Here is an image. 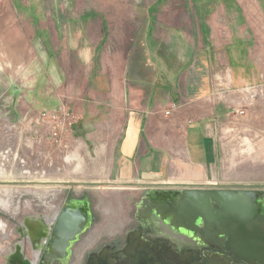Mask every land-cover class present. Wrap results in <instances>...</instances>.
Listing matches in <instances>:
<instances>
[{
    "label": "crops",
    "instance_id": "obj_1",
    "mask_svg": "<svg viewBox=\"0 0 264 264\" xmlns=\"http://www.w3.org/2000/svg\"><path fill=\"white\" fill-rule=\"evenodd\" d=\"M196 2L190 0L192 5ZM205 2L204 11L198 14L203 27L197 30L203 41L188 44L189 54L185 52L183 64L176 69L179 76L174 78L176 74L166 68V60L151 58V63L159 64L158 74L165 71L166 77L158 79L156 72L149 82L139 84L112 75L116 72L107 61L110 33L96 6L82 7L81 15L75 20L71 15L64 24L56 14L67 11L55 9L58 13L50 28L35 23L33 12L18 8L0 11V25L5 29L0 32L7 34L2 37L6 44L0 47L13 49L0 68V80H5L0 93H6L12 102L4 108L14 116L30 107L35 118H30L29 124L46 125L51 122L40 113L57 109L69 98L73 138L89 142L86 147L93 153L112 154L119 180L183 187L212 183L209 180L222 161L224 146L232 142L223 137L224 124L240 126L247 118H242L239 110L246 107L249 121L264 127V23L253 24L240 0ZM47 29L55 33L51 36ZM42 35L48 40L40 45L36 40ZM42 45L65 47L60 53L54 48L40 55L35 49ZM73 58L84 59L86 84L82 80L60 92L57 78L64 74L54 63L65 68ZM43 62L52 64L48 68L53 75L43 86L40 81L31 84L27 76L33 73V65ZM19 100L24 101L22 109ZM170 101L178 102L179 107L167 114ZM104 138L103 143L99 141ZM114 153L118 154L117 162Z\"/></svg>",
    "mask_w": 264,
    "mask_h": 264
},
{
    "label": "rangeland",
    "instance_id": "obj_2",
    "mask_svg": "<svg viewBox=\"0 0 264 264\" xmlns=\"http://www.w3.org/2000/svg\"><path fill=\"white\" fill-rule=\"evenodd\" d=\"M197 1L198 4L196 2L192 5L190 0H0V11L18 8L25 10L26 13L33 12L35 23L50 28L54 26L56 15L64 24L71 15L74 20L75 16L81 15L82 7L91 4L96 6L100 9L99 14H102L101 18L104 19L105 27L110 33L111 52L107 61L110 69L116 72L112 75L126 79L127 83L134 81L135 84H139L138 82L142 83V80L149 82L156 72L158 74L159 64L154 61L151 63L149 61L151 58L166 60V68L176 74L174 78L179 76L176 69L183 64L184 54L187 52L189 54L188 44L191 42L200 44L203 41L201 36H197L198 28L203 27L198 14L200 10L204 11L206 2ZM240 3L246 9L253 24L263 25L261 23H264V0H240ZM151 4L153 7H150ZM62 8L67 12L65 11L66 13H62L61 16L55 15L58 11H62ZM44 10L50 13H43ZM38 12H40L39 16L36 15ZM47 30L51 36L55 33V30ZM5 35L7 34L0 32V46L6 44L2 38ZM45 36H38L40 38L36 41L40 45L42 42L46 43L48 39ZM64 47L42 45L35 50L40 55H46L54 48L55 53H60ZM12 50L0 47L1 69L4 67V62L6 63L11 57ZM17 50L19 49H15ZM54 64L57 69L62 68L61 74L65 75L58 77L60 75L58 73L56 76L57 82L61 81L60 92L68 91L75 83L81 84L82 80L86 84L84 59L82 61L74 59L65 68L58 62ZM50 65H52L50 62L33 65L35 67L33 73L27 76L29 82L33 84L40 81V86H43L47 77L53 75L48 68ZM167 74L169 75L168 71ZM32 75L35 76L34 79ZM158 76V79L161 77L165 79V71ZM2 82L5 83V80H0L1 87H5ZM176 88H180V85ZM173 94L177 95L179 92L173 91ZM9 98L6 93H0V200L15 204L22 213L26 212L24 215L45 214L58 208L61 210V207L67 203H78L89 212V225L93 221L94 225L106 222L102 211L108 210L109 216L121 212V216L118 215L114 219L116 224L117 220L124 222L131 207L135 208V199L146 193L148 187L171 185L177 187L176 189L183 188L174 183L148 185L119 180L116 176L117 164L113 166L112 162L113 155L108 153L107 156H102L98 151L93 153L91 148L86 147V143L89 142H78L74 139L70 128L72 121H67L62 128H59L57 121L32 126L29 124L31 122L29 119L35 116L31 115L33 112L30 107L22 112L17 111L11 116V111L8 113L7 109L12 105V102L8 101ZM22 100H19V109L23 107ZM63 104L69 106L71 104L69 98H66ZM244 109L241 108L239 113L242 118L247 119L241 122L240 126L237 124L233 127L232 123L224 124L223 137L232 142L224 146L222 161L215 167L214 178L209 181L215 183L217 187H224L226 184L238 188L250 185L264 192V127L255 124L254 120L249 121L248 108ZM8 116L12 118L9 119ZM27 116L29 117L25 119ZM53 128L56 132L51 133ZM104 140L106 138L99 141L103 143ZM114 157V161L117 162L118 154L114 153ZM107 160L111 161L112 165H109ZM3 180L15 182L2 183ZM68 180L88 184L69 186L52 183ZM98 181H112L115 185L99 186L94 183ZM6 207L5 210H11L8 209L7 204ZM92 212L97 213L96 219H92ZM3 213L5 214L3 209H0L1 217ZM122 225L123 223L117 224L113 228L121 233ZM106 233L107 230L104 234Z\"/></svg>",
    "mask_w": 264,
    "mask_h": 264
},
{
    "label": "flooded vegetation",
    "instance_id": "obj_3",
    "mask_svg": "<svg viewBox=\"0 0 264 264\" xmlns=\"http://www.w3.org/2000/svg\"><path fill=\"white\" fill-rule=\"evenodd\" d=\"M6 182L15 181L3 180L2 183ZM176 188L171 185L148 187L146 193L135 199V208L131 207L126 219H123L124 222L117 220L116 224L114 219L118 215L121 216V212H113L114 214L109 216V210H101L106 222L94 225L93 221L89 225L85 209L86 214L80 221L82 231L72 238L71 235H63L66 234L63 232L65 238L57 249L53 247V242L60 208L41 213L47 215L57 212L48 223L47 220L42 222L37 219L40 214L24 215L26 212L22 213L15 204L0 200V209L6 214L0 216V264H247L238 260L228 250L221 251L206 244L201 237L180 236L178 232H171L170 229L167 232L166 223L154 211H148L143 206L150 190L168 193L167 189ZM6 204L10 211L5 210ZM67 205L80 206L78 203H67L64 207ZM96 218L97 213L92 212V219ZM27 219L32 223V227L28 226ZM43 223L50 228H46ZM121 223L122 232L119 233L118 229L113 227ZM141 228L146 239L128 241L129 234ZM106 230L108 233L104 234ZM153 230L155 237L151 235Z\"/></svg>",
    "mask_w": 264,
    "mask_h": 264
},
{
    "label": "water",
    "instance_id": "obj_4",
    "mask_svg": "<svg viewBox=\"0 0 264 264\" xmlns=\"http://www.w3.org/2000/svg\"><path fill=\"white\" fill-rule=\"evenodd\" d=\"M52 183L69 186L88 184L76 180ZM94 183L115 185L112 181ZM167 190L168 193L164 194L150 190L143 203L148 211H154L166 223L167 232L170 229L180 236L201 237L206 244L221 251L228 250L240 261L264 264V192L260 188L250 185L238 188L230 184L217 187L215 183H209ZM70 209L67 205L58 213L54 230L55 249L65 238H61L63 232L72 237L82 231L79 221L84 214L72 213ZM142 233L143 228L132 232L128 241L146 239ZM151 235L155 237V231Z\"/></svg>",
    "mask_w": 264,
    "mask_h": 264
},
{
    "label": "built area",
    "instance_id": "obj_5",
    "mask_svg": "<svg viewBox=\"0 0 264 264\" xmlns=\"http://www.w3.org/2000/svg\"><path fill=\"white\" fill-rule=\"evenodd\" d=\"M178 107H179L178 102L176 103L174 101H170L168 107L165 109V113L167 114L172 113ZM40 116L47 117L51 123L57 121L56 123L59 125V128H62L63 126H65L67 121L69 122L73 120L71 110L67 104H63L59 106L57 109L44 110L40 113ZM53 132H56L55 128H53V130L51 131V133ZM55 134H58V133H55Z\"/></svg>",
    "mask_w": 264,
    "mask_h": 264
},
{
    "label": "bare ground",
    "instance_id": "obj_6",
    "mask_svg": "<svg viewBox=\"0 0 264 264\" xmlns=\"http://www.w3.org/2000/svg\"><path fill=\"white\" fill-rule=\"evenodd\" d=\"M162 194H164V193H162ZM262 203L264 204V198H262ZM69 207L71 208L70 210L72 211V213H83L84 215L86 214L85 213V208L84 207H82V206H78V205H73V206H70L69 205ZM57 214V212H55L54 214L53 213H48L47 215H44V214H40L38 217H37V219L39 220V221H42V222H44L45 220H47V222L49 223V219H53L54 217H55V215ZM88 214V213H87ZM47 217H48V219H47ZM85 220V219H84ZM26 221H29L28 222V226L29 227H32L33 225H32V223L30 222V220L29 219H27ZM80 221H81V219H80ZM79 221V222H80ZM86 223V222H85ZM84 223V224H85ZM44 225H45V227L46 228H50V226H48V225H46L45 223H43ZM80 225H81V222H80ZM79 226V225H78ZM103 232V231H102ZM63 235H66V234H63ZM63 235H62V237H63ZM97 235V234H96ZM94 236V235H93ZM72 238V237H71ZM75 239V238H74ZM73 240V239H72ZM70 242V241H69ZM72 242V241H71Z\"/></svg>",
    "mask_w": 264,
    "mask_h": 264
}]
</instances>
